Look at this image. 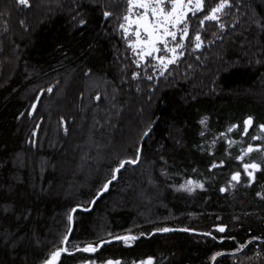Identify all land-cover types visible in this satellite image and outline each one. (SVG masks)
<instances>
[{
  "label": "trees",
  "instance_id": "trees-1",
  "mask_svg": "<svg viewBox=\"0 0 264 264\" xmlns=\"http://www.w3.org/2000/svg\"><path fill=\"white\" fill-rule=\"evenodd\" d=\"M38 1L0 0V264H264V0H202L163 73L127 0Z\"/></svg>",
  "mask_w": 264,
  "mask_h": 264
},
{
  "label": "rangeland",
  "instance_id": "rangeland-1",
  "mask_svg": "<svg viewBox=\"0 0 264 264\" xmlns=\"http://www.w3.org/2000/svg\"><path fill=\"white\" fill-rule=\"evenodd\" d=\"M50 2V0H43L37 2L38 5L41 4L39 5L40 8L44 10V13L42 12L43 15H49V10L47 9V7ZM127 2L128 13L126 15L123 28L125 30V33L131 38L129 44L133 48L134 53L137 54L142 60H152V64L157 66L158 69L162 71V73L167 71L171 66L177 64L178 60L183 54L181 48L184 46L189 33V25L187 19L190 15L195 14L202 8V0H127ZM45 15L43 18L46 17ZM193 39L197 45H195V48L200 49L198 37ZM16 40L19 42L22 41L20 36L17 37ZM10 64L15 68L13 61ZM13 67H11V69ZM63 78L65 79L64 85L60 89L57 98H55L54 101L50 100L47 104H45V114L48 111L49 114H51V112L55 114V112H61L63 109H65L67 104L66 100H64L65 88L67 89V84L69 82L73 83V80L71 81L68 76H64ZM259 93L260 95H257V97L262 98L264 96V92L263 94L262 92ZM244 95L249 94L244 93ZM81 122L84 123L85 121L81 119ZM93 123L96 122L93 121ZM76 127V132L80 133L82 130L79 128V125H77ZM92 131L93 130H89V143L87 144L88 146L86 145L87 149H85L84 144L80 147H72V152H69L70 154L76 155V157H78V161L81 165L80 167L78 165L77 170H75V173H77L78 176L85 175L84 177L86 181L91 178V174H88L85 170L86 164H88L87 162H89V159H87L88 156L86 151L94 149V145L90 144L91 142H93ZM76 132L74 130V137ZM83 137H86L84 133ZM57 138V133H54L52 139L55 140ZM51 146L53 147L55 146V144L52 142L50 144V147ZM258 149H260L259 146H249L247 151L242 153L241 158L247 159ZM19 165V162L16 163L17 167ZM243 165L247 175L250 177V179H253L257 170L256 163L246 162ZM81 185H85V182ZM81 185L79 186L81 187ZM128 186L129 189L132 188L131 184H128ZM192 186V183H188V188ZM133 187H138V184L134 183ZM142 196L143 195L141 194L140 198ZM147 202L150 201L148 200ZM58 259L59 254L55 255L47 264H56Z\"/></svg>",
  "mask_w": 264,
  "mask_h": 264
},
{
  "label": "bare ground",
  "instance_id": "bare-ground-1",
  "mask_svg": "<svg viewBox=\"0 0 264 264\" xmlns=\"http://www.w3.org/2000/svg\"><path fill=\"white\" fill-rule=\"evenodd\" d=\"M225 70H227V71H228V69H226V68H225Z\"/></svg>",
  "mask_w": 264,
  "mask_h": 264
}]
</instances>
